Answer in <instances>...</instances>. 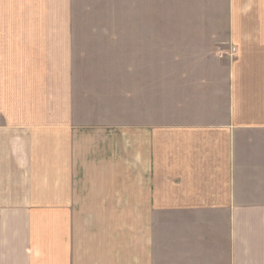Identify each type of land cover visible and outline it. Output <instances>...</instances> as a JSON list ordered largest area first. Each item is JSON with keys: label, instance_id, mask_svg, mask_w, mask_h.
<instances>
[{"label": "crops", "instance_id": "1", "mask_svg": "<svg viewBox=\"0 0 264 264\" xmlns=\"http://www.w3.org/2000/svg\"><path fill=\"white\" fill-rule=\"evenodd\" d=\"M227 10L238 53L178 74L174 121L121 120L71 55L36 54L74 26L21 56L0 36V264H264V0Z\"/></svg>", "mask_w": 264, "mask_h": 264}, {"label": "rangeland", "instance_id": "2", "mask_svg": "<svg viewBox=\"0 0 264 264\" xmlns=\"http://www.w3.org/2000/svg\"><path fill=\"white\" fill-rule=\"evenodd\" d=\"M227 11V0H0V36L6 48L17 42L21 56L32 45H42L45 34L34 32L38 27L74 26L71 34L51 32L54 41L36 54L71 55L75 75L86 73L94 105L100 95L119 101L121 120L130 106L138 122L148 105L165 109L148 111V119L174 121L180 116L177 104L191 101L176 97L178 74L184 73L186 79L194 69L203 86L213 65H224L225 72L222 59L238 53L217 39L227 23ZM130 27L135 31L129 32ZM190 27L200 32L192 33ZM204 99L201 96L200 103Z\"/></svg>", "mask_w": 264, "mask_h": 264}]
</instances>
